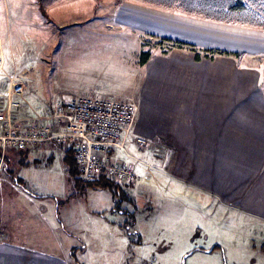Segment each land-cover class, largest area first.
<instances>
[{
  "label": "crops",
  "instance_id": "obj_1",
  "mask_svg": "<svg viewBox=\"0 0 264 264\" xmlns=\"http://www.w3.org/2000/svg\"><path fill=\"white\" fill-rule=\"evenodd\" d=\"M56 5L50 8L48 19ZM153 7L139 0H123L119 4L116 1V10L123 13L119 22L133 29L132 34L137 37L130 47L127 41H121L134 55L133 63L122 62L111 67L114 74L109 73L108 67L104 70L107 73L100 75V67L92 69L87 64L93 61L88 58L87 49L78 47L77 39L69 37V41L73 40V52L65 55L64 59L69 62L63 66L68 65L70 75H74L76 59L82 60L80 66L88 81L81 95L113 97L98 83L116 84L113 79L118 74L121 78L131 77L130 97L138 105L133 135L149 141V146L137 148L131 144L127 152L118 155L138 162L136 181L123 188L127 196L135 190V183L151 176L153 167L157 177L163 176L168 184L175 188L187 187L195 193L198 204L212 211V219L228 220L226 217L233 215L262 236L264 32L171 14ZM76 21L65 23L72 25ZM106 25L112 28L109 23ZM144 51L150 52V56L142 63ZM1 67L0 102L8 87L3 76L16 71L7 68L6 63ZM91 77L97 78L95 83L89 80ZM31 93L26 87L25 94L15 98L17 118L39 114L21 110L23 105L33 102ZM79 93L63 86L34 102L43 107L52 106L40 113L49 114L55 102H69ZM48 146L59 152L66 151L53 144L30 146L20 151L25 158L20 162L29 166L30 160H36L33 149ZM18 151L9 149L3 161ZM157 160L164 162L161 165ZM3 161L0 151V231L8 235V241L0 245V264H75L63 250L55 254L31 244L35 236L42 234L40 229L46 226V219L45 209L30 208V203L39 202L35 199L38 195L50 194L31 192L25 178L9 174V167ZM23 196H26L25 202Z\"/></svg>",
  "mask_w": 264,
  "mask_h": 264
},
{
  "label": "rangeland",
  "instance_id": "obj_2",
  "mask_svg": "<svg viewBox=\"0 0 264 264\" xmlns=\"http://www.w3.org/2000/svg\"><path fill=\"white\" fill-rule=\"evenodd\" d=\"M116 1L64 0L51 9L46 20L36 0H0V63L16 70L10 76L20 77L32 92L33 102H26L22 111H48L52 106L43 107L34 100L63 86L82 94L88 81L80 66L82 60L76 59L74 75L68 65L63 66L69 62L65 55L73 52L69 37L87 49L93 60L87 64L92 69L100 67V75L108 67L114 74L111 67L134 62V55L121 41L130 47L137 37L133 29L119 22L123 13L116 10ZM70 20L77 23L67 25ZM10 76H3L6 83ZM96 79L89 80L95 83ZM113 80L116 84H98L118 100H131V77L118 74ZM33 151L36 160H30L29 166L20 162L24 158L20 151L3 162L9 174L25 178L31 192L50 194L38 195L39 202L30 203V208L45 209L46 226L31 242L41 250L55 254L63 250L75 264H264V235L233 215L228 220L212 219V211L198 204L195 193L168 184L163 176L157 177L153 167L151 176L133 184L135 190L127 196L121 192L125 186L119 191L108 183L97 186L95 181L71 176L66 151L51 146ZM156 162L162 165L164 161ZM5 235L0 245L8 241Z\"/></svg>",
  "mask_w": 264,
  "mask_h": 264
},
{
  "label": "built area",
  "instance_id": "obj_3",
  "mask_svg": "<svg viewBox=\"0 0 264 264\" xmlns=\"http://www.w3.org/2000/svg\"><path fill=\"white\" fill-rule=\"evenodd\" d=\"M25 91L26 84L20 77H8L0 102L1 161L9 149L24 151L30 146L53 144L72 150L83 181H94L101 174L120 187L136 181V159L118 156L131 144L141 148L148 145L145 139L133 135L138 113L134 101L80 94L69 102H55L49 114L20 119L15 116V98ZM5 238L0 231V244Z\"/></svg>",
  "mask_w": 264,
  "mask_h": 264
},
{
  "label": "trees",
  "instance_id": "obj_4",
  "mask_svg": "<svg viewBox=\"0 0 264 264\" xmlns=\"http://www.w3.org/2000/svg\"><path fill=\"white\" fill-rule=\"evenodd\" d=\"M64 0H36L40 14L48 19L51 7ZM99 1V0H97ZM123 0H118V4ZM149 6L163 8L169 11L184 13L190 16L202 18L204 20L230 25L240 26L264 31V0H139ZM182 44V43H178ZM150 56V52L144 51L141 55V62L145 63ZM240 56V55H239ZM67 150V149H66ZM66 152L65 162L68 165V172L71 176L79 178V167L76 163L74 154L69 148ZM95 181L97 186H114L121 191V187L104 174ZM82 180V179H80ZM124 193V191H121ZM125 194V193H124ZM119 207V205H118ZM117 210V209H116Z\"/></svg>",
  "mask_w": 264,
  "mask_h": 264
}]
</instances>
